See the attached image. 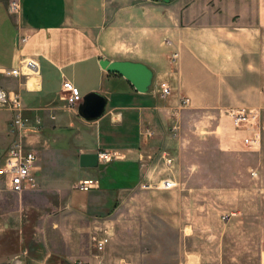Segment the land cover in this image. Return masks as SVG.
Masks as SVG:
<instances>
[{
    "label": "crops",
    "instance_id": "crops-1",
    "mask_svg": "<svg viewBox=\"0 0 264 264\" xmlns=\"http://www.w3.org/2000/svg\"><path fill=\"white\" fill-rule=\"evenodd\" d=\"M10 1L0 0V87L20 98L23 142L39 160L37 187L22 193L0 173V264H189L187 241L204 235L203 216L185 209L181 187L156 177L151 155L173 143L188 112L244 106L264 115V0H20L19 14ZM27 59L38 74L6 75L26 72ZM103 61L145 66L147 91ZM67 80L83 98L106 97L101 119L68 107ZM12 119L0 109V155ZM99 153L115 156L104 171L80 166L83 154ZM82 179H98L100 188L76 190ZM140 199L147 210H123ZM147 218L177 237L175 256L153 260L140 247ZM225 225L223 242L213 232L211 252L196 246L194 264H235ZM104 234L110 242L98 252L93 238Z\"/></svg>",
    "mask_w": 264,
    "mask_h": 264
},
{
    "label": "rangeland",
    "instance_id": "rangeland-1",
    "mask_svg": "<svg viewBox=\"0 0 264 264\" xmlns=\"http://www.w3.org/2000/svg\"><path fill=\"white\" fill-rule=\"evenodd\" d=\"M227 110L188 112L177 131L172 132L173 143L151 155L159 165L156 177H167L174 186L181 187L187 196L185 209L203 216L204 235H192L187 241L189 264L196 262V246L211 252L213 232L223 242L228 222L235 264H263L264 144L258 150L248 149L243 144L244 134L235 129ZM262 118L264 121V115ZM167 159L172 162L168 164ZM147 206V201L140 199L123 210H147ZM144 230L141 236L145 241L140 247L149 258L175 256L177 237L167 233L157 220L145 219Z\"/></svg>",
    "mask_w": 264,
    "mask_h": 264
},
{
    "label": "built area",
    "instance_id": "built-area-1",
    "mask_svg": "<svg viewBox=\"0 0 264 264\" xmlns=\"http://www.w3.org/2000/svg\"><path fill=\"white\" fill-rule=\"evenodd\" d=\"M10 11L16 14L21 12V1L11 0ZM172 64L177 69L179 67L180 57L178 53L172 56ZM26 72L20 69L8 70L6 75L18 77L21 75L30 76L39 73L40 67L36 60L27 59L22 64ZM162 95L166 97L170 94V88L167 84H162ZM63 91L66 94L67 105L71 109L80 106L84 98L72 82L63 83ZM189 99H185L183 104L187 105ZM0 109H5L13 113V119L9 126V135L12 137L11 144L7 150L0 155V173L9 176L11 190L15 193H22L27 189L37 187L35 176L38 164V155L36 152L26 148L23 142L22 134L28 129V120L22 115L23 106L19 97H11L9 93L0 87ZM227 117L232 121L234 127L244 134L243 144L250 150H258L264 144V121L263 113L260 109L252 107H232L226 111ZM99 161L111 162L115 156L108 153H99ZM166 157V156H165ZM168 164L172 160L167 159ZM172 183L167 182L166 186ZM174 185V184H173ZM100 188L98 179H82L76 185L75 189L81 192H91ZM95 248L98 252H103L107 248L110 238L107 234L95 235L93 238Z\"/></svg>",
    "mask_w": 264,
    "mask_h": 264
},
{
    "label": "water",
    "instance_id": "water-1",
    "mask_svg": "<svg viewBox=\"0 0 264 264\" xmlns=\"http://www.w3.org/2000/svg\"><path fill=\"white\" fill-rule=\"evenodd\" d=\"M160 1L169 3L171 0ZM101 66L109 73L125 77L141 93H145L150 85L151 74L141 64L103 61ZM106 107V97L95 93L89 94L84 97L83 103L79 106V114L87 121H96L105 115ZM80 166L82 168H99V170L104 171L108 167V164L101 163L98 154H83L80 157Z\"/></svg>",
    "mask_w": 264,
    "mask_h": 264
}]
</instances>
